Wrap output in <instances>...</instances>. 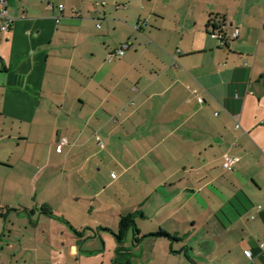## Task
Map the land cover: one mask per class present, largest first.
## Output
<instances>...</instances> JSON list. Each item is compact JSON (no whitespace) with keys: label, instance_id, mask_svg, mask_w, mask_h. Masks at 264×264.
Wrapping results in <instances>:
<instances>
[{"label":"crops","instance_id":"obj_1","mask_svg":"<svg viewBox=\"0 0 264 264\" xmlns=\"http://www.w3.org/2000/svg\"><path fill=\"white\" fill-rule=\"evenodd\" d=\"M6 7L0 264H264V0Z\"/></svg>","mask_w":264,"mask_h":264},{"label":"built area","instance_id":"obj_2","mask_svg":"<svg viewBox=\"0 0 264 264\" xmlns=\"http://www.w3.org/2000/svg\"><path fill=\"white\" fill-rule=\"evenodd\" d=\"M58 7H59V10H62V5H59ZM55 19H56V22H58L59 18L56 17ZM9 24H10V18L8 16V13H7L6 0H0V30L6 31L9 28ZM237 35H238V29L233 28L232 32L229 34V38L234 39L237 37ZM215 36L220 40L221 45H224L227 43V41L224 39V36L222 33L216 32ZM126 47H127V44H123L122 47L120 49H118L116 53L110 54L109 57H111L113 55H117L118 57L122 56L124 53V49ZM235 127L236 128L239 127L238 123H236ZM96 139L98 140L99 138L96 137ZM64 143H65V139L62 138L59 141L58 147H60ZM223 158H224V165L227 168L231 167L233 165V163L237 160L236 158L231 157L227 154H225L223 156ZM262 246H263V244H260V247H262ZM244 254H245V256H247L249 258L251 256L250 250H245Z\"/></svg>","mask_w":264,"mask_h":264},{"label":"trees","instance_id":"obj_3","mask_svg":"<svg viewBox=\"0 0 264 264\" xmlns=\"http://www.w3.org/2000/svg\"><path fill=\"white\" fill-rule=\"evenodd\" d=\"M41 211L43 213H50L48 208H41ZM134 217L135 215L133 213H127L119 217L118 230H117V233L115 234V237L117 238V241L119 243H121L124 240L125 235L129 229L133 230V237H132L133 244L138 243L140 241L141 237L139 236V230L135 227ZM154 234L164 235L171 239H174L173 237H171L169 234L165 233L164 231H158L157 233H154ZM122 250L123 248L118 247L117 253L119 254V252ZM125 255H127V259H128V254H125Z\"/></svg>","mask_w":264,"mask_h":264}]
</instances>
